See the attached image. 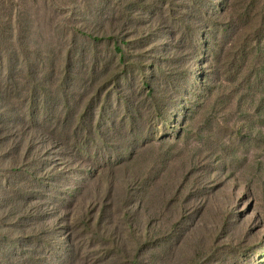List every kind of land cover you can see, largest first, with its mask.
Instances as JSON below:
<instances>
[{"label":"rangeland","instance_id":"rangeland-1","mask_svg":"<svg viewBox=\"0 0 264 264\" xmlns=\"http://www.w3.org/2000/svg\"><path fill=\"white\" fill-rule=\"evenodd\" d=\"M0 264H264V0H0Z\"/></svg>","mask_w":264,"mask_h":264},{"label":"trees","instance_id":"trees-1","mask_svg":"<svg viewBox=\"0 0 264 264\" xmlns=\"http://www.w3.org/2000/svg\"><path fill=\"white\" fill-rule=\"evenodd\" d=\"M97 41H100L101 39L99 38H96ZM115 52L118 53V54H121L122 53V50L121 48L119 47V44L118 43H115Z\"/></svg>","mask_w":264,"mask_h":264}]
</instances>
